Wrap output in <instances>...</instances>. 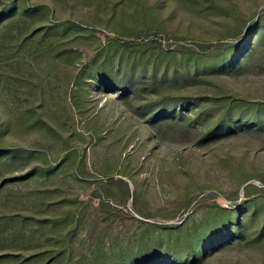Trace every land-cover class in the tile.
<instances>
[{"label": "rangeland", "instance_id": "rangeland-1", "mask_svg": "<svg viewBox=\"0 0 264 264\" xmlns=\"http://www.w3.org/2000/svg\"><path fill=\"white\" fill-rule=\"evenodd\" d=\"M119 1L28 0L32 6L42 4L50 9L48 26L70 20L94 29V38L76 41L65 31L59 35L62 43L58 46L36 38L0 41V142L33 150L54 142L49 155L58 169L27 180L21 200L34 210L29 194L39 188L60 190V203L52 204L50 213L62 216L70 212L75 221L67 235L70 260L65 264H74L82 256L92 263L95 255L102 258V251L111 261L134 255L144 235L147 242L158 236L152 225L171 226L188 220L202 223L209 212L205 206H229V198L238 193L241 201L247 185L264 205V131H239L205 143L193 129L162 127L155 131L146 117L136 115L113 93L91 89L76 105L77 69L110 34L108 18ZM236 1L246 19L253 13L264 14V0ZM192 14L180 6H164L159 15L167 33L160 38L173 47H194L204 43L202 37L213 39L223 32L216 23L220 20L203 24ZM64 46L79 52L81 65L74 67L57 59ZM224 77L218 80L232 92L264 100V48L247 74ZM28 109L53 131L29 129ZM259 174L261 178L243 183ZM122 175L124 184L119 183ZM9 191L0 197V211L15 205L19 192L11 195ZM63 225L59 235L67 233ZM205 264H264V246L226 250L212 255Z\"/></svg>", "mask_w": 264, "mask_h": 264}, {"label": "trees", "instance_id": "trees-1", "mask_svg": "<svg viewBox=\"0 0 264 264\" xmlns=\"http://www.w3.org/2000/svg\"><path fill=\"white\" fill-rule=\"evenodd\" d=\"M168 4L193 13L203 24L220 20L216 23L224 30L213 39L202 37L204 43L194 47L166 44L160 38L167 30L159 10ZM113 10L107 24L110 34L89 61L82 64L79 52L65 46L57 54V59L74 67L82 64L75 77L76 105V100L88 96L91 89L113 93L136 115L146 117L147 125L155 131L162 127L193 129L205 143L235 136L239 131H264V100L241 96L218 80L245 75L252 67L264 48V14L253 13L246 19L236 0H121ZM49 15L50 9L42 4L32 6L28 0L6 4L0 0V41L36 38L58 46L61 32L68 31L76 41L95 36L94 29L70 20L48 26ZM27 111L32 119L29 129L46 127L53 131L35 111ZM51 147L54 142L41 144L37 150L10 148L0 142V197L13 188L19 192L12 210L0 211V264H65L70 260L66 249L67 235L75 222L73 214L50 213L52 204L60 203V190L27 192L31 193L27 198L34 210L21 200V188L27 180L46 177L58 169L49 155ZM68 158L71 160L70 154ZM260 175L250 176L243 183ZM124 177L119 178L120 184H124ZM250 188L244 187L241 201L239 193L229 198V206H205L209 212L202 223L188 220L171 226L152 225L158 236L147 242L144 235L134 255L111 261L102 251V258L95 255L92 263L82 256L74 264H205L212 255L226 250L262 247L264 205L253 197ZM16 192L9 191L11 195ZM9 201L6 197V204ZM63 224L67 233L59 235Z\"/></svg>", "mask_w": 264, "mask_h": 264}]
</instances>
